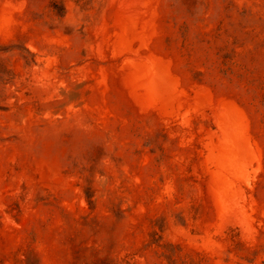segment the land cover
<instances>
[{"label": "rangeland", "instance_id": "obj_1", "mask_svg": "<svg viewBox=\"0 0 264 264\" xmlns=\"http://www.w3.org/2000/svg\"><path fill=\"white\" fill-rule=\"evenodd\" d=\"M0 264H264V0H0Z\"/></svg>", "mask_w": 264, "mask_h": 264}]
</instances>
